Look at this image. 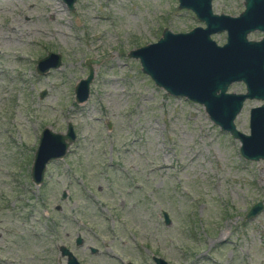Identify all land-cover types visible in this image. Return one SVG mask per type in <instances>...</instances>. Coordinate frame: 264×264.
I'll use <instances>...</instances> for the list:
<instances>
[{"label":"rangeland","instance_id":"1","mask_svg":"<svg viewBox=\"0 0 264 264\" xmlns=\"http://www.w3.org/2000/svg\"><path fill=\"white\" fill-rule=\"evenodd\" d=\"M242 9L243 0H211L217 14ZM194 26L203 24L177 0H75L72 10L62 0H0V264H61L60 244L81 264H154L151 255L170 264H264V161L242 158L238 140L202 105L167 94L128 56L163 28ZM211 39L221 45L225 32ZM47 52L60 64L37 74ZM87 59L88 95L75 103ZM259 104L243 101L238 131L248 133L249 109ZM67 122L74 141L33 184L39 132H64ZM257 202L262 208L245 218Z\"/></svg>","mask_w":264,"mask_h":264},{"label":"water","instance_id":"2","mask_svg":"<svg viewBox=\"0 0 264 264\" xmlns=\"http://www.w3.org/2000/svg\"><path fill=\"white\" fill-rule=\"evenodd\" d=\"M74 1L62 0L68 10L73 9ZM177 1V8L190 10L204 26H194L185 32L163 28L154 42L131 49L128 56L138 59L141 72L167 94L202 105L213 124L238 140L242 158L264 161V0H243V9L236 16L213 13L211 0ZM253 31L261 33L258 40L247 38ZM219 32H225L221 45L211 39L212 34ZM91 61H85L87 74L73 86L75 103L87 98L93 76ZM59 64V54L47 52L37 60L34 70L44 74ZM234 82L243 83L244 92H226ZM43 95L41 91L39 97ZM246 99L260 101L249 109L247 134L238 131L233 123ZM74 139L69 122L64 132H54L49 127L41 129L29 167L33 184L42 182L46 164L62 158ZM261 208L260 202L253 204L245 218L254 216ZM162 216L168 224L166 212L162 211ZM75 244H81L79 235ZM60 253L66 255L64 264H80L63 245ZM151 260L154 264H170L159 256L152 255Z\"/></svg>","mask_w":264,"mask_h":264},{"label":"flooded vegetation","instance_id":"3","mask_svg":"<svg viewBox=\"0 0 264 264\" xmlns=\"http://www.w3.org/2000/svg\"><path fill=\"white\" fill-rule=\"evenodd\" d=\"M177 3H178V1H177ZM214 13V12H213ZM219 14V13H218ZM204 26V25H203ZM78 236V234H76L75 235V237H74V240H73V242H74V248H76V249H81L82 248V246H83V240L81 239V244H79V245H77V244H75V240H76V237ZM81 238V237H80ZM61 245H63V244H60V245H58L56 248H57V250H58V253H59V256H60V258H62L63 260H64V262L63 263H61V264H64L65 263V261H66V255H61V253H60V246ZM75 258H76V254L74 253V250H72V248H71V246H66V245H63ZM86 247V249L88 250V252H89V254H91V255H96L97 253H98V251H97V249L96 248H93V247H91V246H85ZM152 256V255H151ZM77 259V258H76ZM80 263V262H79ZM81 264V263H80ZM126 264H127V262H126ZM131 264H133V263H131Z\"/></svg>","mask_w":264,"mask_h":264},{"label":"bare ground","instance_id":"4","mask_svg":"<svg viewBox=\"0 0 264 264\" xmlns=\"http://www.w3.org/2000/svg\"><path fill=\"white\" fill-rule=\"evenodd\" d=\"M9 29H11V28H9ZM14 32V31H13ZM33 32V31H32ZM39 33V32H38ZM20 59V58H19ZM26 59V58H25ZM24 60V59H23ZM119 106V105H118Z\"/></svg>","mask_w":264,"mask_h":264}]
</instances>
